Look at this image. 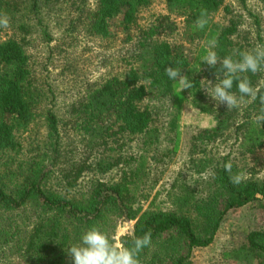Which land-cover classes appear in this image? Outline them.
I'll use <instances>...</instances> for the list:
<instances>
[{"label":"trees","instance_id":"16d2710c","mask_svg":"<svg viewBox=\"0 0 264 264\" xmlns=\"http://www.w3.org/2000/svg\"><path fill=\"white\" fill-rule=\"evenodd\" d=\"M238 1L245 5L246 0ZM258 1L264 6V0ZM57 3L59 0H0V12H6L17 31L26 34L31 28L26 20L35 18L40 24L41 12ZM223 4L224 0H165L166 15H159L157 25L146 29L140 18L152 0H96L87 19L92 35L108 38L110 22L120 17L122 29L133 30L137 43L119 73L89 87L70 106L73 128L84 151L106 150L119 135L139 138L143 149L155 146L165 137L162 130L177 133L183 103L213 123L194 138L192 148L216 142L230 132L236 137L242 159L225 155L214 164L211 158L191 159L197 174L211 168L206 193L199 195L175 181L166 193L168 208L155 206L154 198L145 209L141 206L149 199L144 191L151 172L144 152L137 157H114L113 161L94 156L54 169L60 156V133L59 120L50 109L43 113L46 135L42 146L30 145L28 150L23 135L36 121L45 96L36 85L23 38L0 36V264H73L68 249L79 244L92 226H99L112 239L117 219L134 221L132 233L121 238L126 246L131 245L133 233L151 232V245L139 254L140 264H192L193 251L212 244L228 211L256 204L264 212V176L258 177L256 167V155L264 149V122L255 120L264 114L262 105L259 99H248L238 108L228 109L225 104L210 102L203 87V82L223 79V72L217 78L219 63L215 67L204 63L203 56L213 41V50L221 59L227 55L239 59L240 52L255 48L233 39L238 34L234 20L225 26L213 22L220 9L230 12ZM202 13L207 14L208 24L197 30L194 21ZM160 31L178 35L181 42L158 41ZM197 51L201 59L194 58ZM167 66L179 68L193 87L182 89L178 81L170 80L164 71ZM241 75L264 92V68ZM231 91L240 95L235 83ZM156 102L164 111L167 105L170 109L160 131L155 124L162 110ZM229 162L231 172L224 167ZM114 167H120L115 181H91L86 193H71L87 172L105 174ZM241 171L246 173L243 182L233 184L230 176ZM232 256L248 264H264V226L248 232Z\"/></svg>","mask_w":264,"mask_h":264},{"label":"rangeland","instance_id":"374dc122","mask_svg":"<svg viewBox=\"0 0 264 264\" xmlns=\"http://www.w3.org/2000/svg\"><path fill=\"white\" fill-rule=\"evenodd\" d=\"M164 2L165 0H152L151 7L140 18V25L146 29L157 25L158 16L166 15ZM95 5L96 0H59L56 5L49 4L41 12L40 24L35 18L26 20L31 26L26 34L18 32L11 23L8 28L2 29L0 36L3 39L23 38L22 42L29 56L36 85L45 96L40 103L36 121L23 135L24 144L28 150L30 145L42 146L46 135L43 113L50 109L59 120L60 133L58 149L60 156L54 169L64 167L65 162L68 164L94 156L113 161L114 157L128 158L130 155L137 157L144 152L151 172L144 191L149 199L141 203L142 208L145 209L152 198L155 199V206L168 208L169 200L166 193L175 181H181L198 191L199 195H204L211 168L197 174L190 163L191 159L211 158V163L214 164L225 155H229L230 158L241 155L236 137L231 132L216 142L203 146L198 144L196 148H192L194 138L203 129L212 127L213 123L210 117L200 114L187 103L181 105L177 133L165 134L167 130H162L165 137H160V142L155 146L143 149L139 138H122L119 135L106 150L100 149L99 152L92 154L83 150L81 137L73 128L75 118L69 113L70 106L82 99L89 87L119 73L137 43V35L133 30L125 32L122 29L120 17L110 22L108 38L92 35L88 31L87 19ZM223 5L230 12L220 9L213 16L214 23L225 26L232 19L238 23V34L233 37L235 41L249 43L253 47L258 44L264 45V6L258 0H246L244 6L238 0H224ZM18 23L20 22H15ZM156 38L158 41L165 40L171 44L181 42L180 37L174 33L167 35L160 31ZM201 45L207 47L205 41H201ZM197 57L201 59L198 51L194 52V58ZM203 83L206 93L208 90L210 102H218L211 97V89L215 82ZM155 104L162 110L161 114H157L159 117L155 124L160 131L162 126L165 127L167 112L170 109L167 105L168 109L164 111L160 103ZM176 135L177 139L174 140ZM152 156L161 160L155 162ZM242 163L243 160L240 163L241 167ZM256 163L259 170L258 177H263L264 149L257 153ZM250 165H253L252 162ZM119 169L120 167H114L105 174L87 172L77 182L75 192L71 193H76L77 196L86 193L91 181L113 182L120 174ZM115 222L112 238L114 242L121 243L123 236L132 233L134 221L117 219ZM262 226H264V212L258 209L256 204H248L228 211L212 244L193 251L192 264H248L234 260L232 253L245 242L248 232Z\"/></svg>","mask_w":264,"mask_h":264},{"label":"clouds","instance_id":"9594fccd","mask_svg":"<svg viewBox=\"0 0 264 264\" xmlns=\"http://www.w3.org/2000/svg\"><path fill=\"white\" fill-rule=\"evenodd\" d=\"M10 20L6 12H0V28H8ZM207 24L206 13H202L194 21V27L197 30H203ZM215 47L216 42L213 41L204 58V63L210 67H215L219 63L221 68L218 70L217 78H220L219 72H223V79H219V83L214 84L211 97L219 104H225L228 109L238 108L241 104L247 103L248 99L251 101L259 99L262 105L261 112L264 113V92H261L259 87H254L247 76L241 75L248 72L256 74L264 68V45L258 44L254 49L240 52L239 59H234L232 55L221 59L213 50ZM164 71L170 80L178 81L183 86L182 89L193 87L189 79L181 75L179 68L167 66ZM234 83L239 96L231 91ZM255 120L264 122V114L256 116ZM224 167L226 171L231 172L230 162ZM245 175L246 173L242 171L237 172L230 176V180L233 184L239 185L243 182ZM150 245L151 232H146L142 236H136L133 233L131 245L126 246L124 243L114 242V238L110 239L99 226H92L82 235L79 244H73L68 249V254L73 264H140L139 254Z\"/></svg>","mask_w":264,"mask_h":264}]
</instances>
